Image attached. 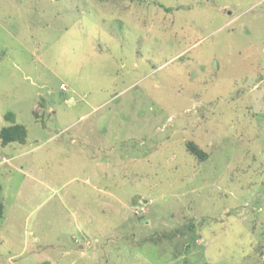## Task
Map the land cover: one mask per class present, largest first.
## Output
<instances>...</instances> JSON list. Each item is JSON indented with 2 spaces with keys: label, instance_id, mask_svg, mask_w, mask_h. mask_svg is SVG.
Wrapping results in <instances>:
<instances>
[{
  "label": "rangeland",
  "instance_id": "rangeland-1",
  "mask_svg": "<svg viewBox=\"0 0 264 264\" xmlns=\"http://www.w3.org/2000/svg\"><path fill=\"white\" fill-rule=\"evenodd\" d=\"M12 123L0 264H264V0H0Z\"/></svg>",
  "mask_w": 264,
  "mask_h": 264
},
{
  "label": "trees",
  "instance_id": "trees-1",
  "mask_svg": "<svg viewBox=\"0 0 264 264\" xmlns=\"http://www.w3.org/2000/svg\"><path fill=\"white\" fill-rule=\"evenodd\" d=\"M26 139V128L19 123H12L3 126L0 129V143L6 145L10 142L24 143ZM188 147L191 152L196 153L200 158H204L206 154L198 148L193 142H188ZM3 216V203L0 200V219Z\"/></svg>",
  "mask_w": 264,
  "mask_h": 264
}]
</instances>
